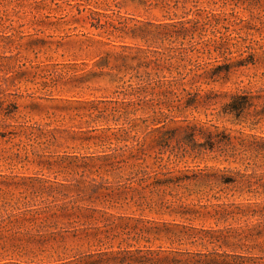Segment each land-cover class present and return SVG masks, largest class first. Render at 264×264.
<instances>
[{
    "label": "rangeland",
    "instance_id": "obj_1",
    "mask_svg": "<svg viewBox=\"0 0 264 264\" xmlns=\"http://www.w3.org/2000/svg\"><path fill=\"white\" fill-rule=\"evenodd\" d=\"M0 197L78 216L0 263L264 264V0H0Z\"/></svg>",
    "mask_w": 264,
    "mask_h": 264
},
{
    "label": "trees",
    "instance_id": "obj_2",
    "mask_svg": "<svg viewBox=\"0 0 264 264\" xmlns=\"http://www.w3.org/2000/svg\"><path fill=\"white\" fill-rule=\"evenodd\" d=\"M234 99L227 104L226 111L227 113L235 114V116H240L244 109V104L247 101L246 98ZM12 111L5 112V116H9ZM126 124H129L126 122ZM132 126L125 127L131 129ZM160 128H163L161 126ZM158 129V128H157ZM11 133V132H10ZM12 134V133H11ZM4 135V134H3ZM1 135V137H4ZM132 151V157L128 159H133L136 161L144 162V156L146 155L145 150L140 146H134L129 148ZM123 162V161H122ZM197 172H193L192 175H184L178 177L175 180H167L165 182L153 181L150 185L147 186H159V185H168L180 184L187 181H194L198 179ZM141 182H146V178H141ZM226 183V182H224ZM0 258L4 260V257L8 256H17L23 257L26 254L33 253L34 250L44 251L57 237H62L61 230L55 228L56 222L58 219L70 221L78 216H75L74 205L69 206V202H60L59 205H54L53 202H56V199L52 201V205L19 210L16 206L11 205V202L4 198L0 197ZM194 228H189L191 233L188 234L190 238L201 239L197 237L199 233H193ZM204 231V230H201ZM220 232V231H219ZM208 234V232H205ZM216 239V238H215ZM193 243V242H191ZM193 245V244H191ZM142 250H120L119 252H102L100 253V258H106L104 261H91L87 264H189L188 261H183L181 259H161L159 254L152 250H146L144 254L140 255ZM190 255V253H180L179 256ZM120 255V257H118ZM195 256L199 258L203 257L207 259L209 255H215L212 262L214 263H226L224 260L228 258H240L243 260H250V258H244L240 256H234L229 254H219L215 253H195ZM216 258H222V261H217ZM10 262H3L0 264H8Z\"/></svg>",
    "mask_w": 264,
    "mask_h": 264
}]
</instances>
